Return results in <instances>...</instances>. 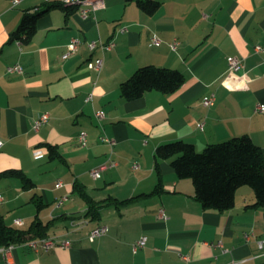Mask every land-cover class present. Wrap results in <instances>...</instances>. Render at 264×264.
<instances>
[{
    "label": "crops",
    "instance_id": "crops-1",
    "mask_svg": "<svg viewBox=\"0 0 264 264\" xmlns=\"http://www.w3.org/2000/svg\"><path fill=\"white\" fill-rule=\"evenodd\" d=\"M156 1L161 7L154 15L126 0H103L87 18L79 8L70 14L54 8L40 17L32 41L22 44L10 42V35L26 12H43L46 2L21 0L14 6L0 0V214L22 229L36 218L57 219L48 238L72 242L48 252L32 246L39 239L15 245L16 264H264L258 246L264 208L253 207L251 187L238 190L231 210H207L195 199L192 180L179 179L165 160L164 192L150 195L159 182L154 155L161 145L183 140L202 151L249 135L264 153V114L257 112L264 105V51H256L264 47V0ZM73 39L81 41L80 48L65 58ZM91 42L115 46L92 52ZM99 57L103 67L97 73L87 64ZM229 57L241 59L244 68L230 73ZM18 64L22 73L8 72ZM144 66L180 70L186 82L174 94L150 91L124 100L120 85ZM211 95L216 101L209 108L203 101ZM99 111L106 114L101 121ZM44 114L49 121L35 130ZM81 132L87 134L86 146L80 144ZM103 135L116 145L102 142ZM45 144L58 146L67 164L50 160ZM37 152L43 156L37 158ZM111 158L117 167L92 178L91 170ZM10 170L23 171L36 187L25 190L20 179L2 176ZM59 182L64 187L58 189ZM76 182L96 202L141 197L120 210L102 208L101 221L94 222L74 193ZM19 219L21 227L15 224ZM101 225L108 233L91 242L90 233ZM246 234L253 235L249 241ZM143 237L144 248L134 253ZM0 264H6L2 253Z\"/></svg>",
    "mask_w": 264,
    "mask_h": 264
},
{
    "label": "trees",
    "instance_id": "trees-1",
    "mask_svg": "<svg viewBox=\"0 0 264 264\" xmlns=\"http://www.w3.org/2000/svg\"><path fill=\"white\" fill-rule=\"evenodd\" d=\"M135 3L148 15H154L161 7L156 0H126ZM43 12H26L16 31L10 35V42L29 44L37 31V23L42 15L54 8H61L70 14L76 8L66 7L59 2L46 3ZM186 82L183 72L176 69L144 66L139 68L128 80L120 85L121 97L126 101L141 99L150 91L170 95L178 92ZM49 151V159L67 164V160L59 151L58 146L44 145ZM155 169L159 182L150 195H160L164 192V182L161 172V162L170 161L179 179H190L195 186V199L204 209L225 212L234 208L236 194L244 186L251 187L256 195L253 207L264 208V153L249 135L232 138L228 141L208 145L198 151L194 144L183 140L161 145L155 155ZM21 180L23 189L31 190L36 184L23 171L10 170L2 174ZM74 193L79 195L87 204L85 216L94 222L101 221V209L116 207L118 210L134 203L141 196L127 200L108 198L96 202L88 193L85 186L76 182ZM38 209L44 207L42 199L35 200ZM58 220L43 223L36 218L28 229L9 225L0 214V249L32 241L47 239L51 229Z\"/></svg>",
    "mask_w": 264,
    "mask_h": 264
},
{
    "label": "built area",
    "instance_id": "built-area-1",
    "mask_svg": "<svg viewBox=\"0 0 264 264\" xmlns=\"http://www.w3.org/2000/svg\"><path fill=\"white\" fill-rule=\"evenodd\" d=\"M14 6H17L21 3V0H11ZM46 3H51V2H59L60 4H62L63 6L66 7H74V8H79L81 9V13L83 15L84 18H87L88 15L90 13H95L97 10L101 9L103 7V0H44ZM153 43L157 46H159L161 44V40L157 37H154L153 39ZM81 45V41L79 39H73L71 44L69 45V50L68 53L66 54V57H69L73 54H75ZM115 46L114 42H108V43H101L99 46L96 42H91L89 43L88 47L90 49V51L94 52L97 49H100L103 53L104 52H109L111 49H113V47ZM171 48L172 50H176L177 49V43L174 42L173 44H171ZM256 51L260 52V51H264V47L263 46H257L256 47ZM88 67L91 70H94L95 72L99 73L102 70L103 67V58L99 57L97 58L95 61L93 62H88ZM228 65H229V72L232 74H235L237 72H239L240 70H242L244 68V63L241 59L237 58V57H229L228 58ZM8 72L9 73H22L23 69L22 67L18 64V65H14L8 68ZM94 95L90 94L87 98V102H91L93 100ZM215 101H216V97L215 95H211L209 97H205L204 98V105L206 107H213L215 105ZM257 112L264 114V105L263 104H259L257 106ZM96 117L99 121L105 119L106 114L104 111H99L96 113ZM49 114H44L35 124L34 129L35 130H39L43 125H45L48 121H49ZM204 124L200 123L199 124V128L203 129ZM102 142L110 145L112 148L116 145V141L109 138L106 135H103L101 137ZM79 141L80 144L82 146H86L87 145V134L85 132H81L80 136H79ZM3 143L0 142V146ZM43 153L41 152H37L36 153V157H42ZM117 162L114 161L112 158L109 159L107 162L101 164L100 166H98L97 168L91 170L90 174L92 176V178L94 179H99L102 177V174L107 171L108 169L111 168H115L117 167ZM134 168H138V166H134ZM64 187V183L63 182H59L57 184V188H62ZM68 197H64V199H62L61 203L62 204L65 200H67ZM1 201V198H0ZM163 217L165 218V214L163 212ZM15 224L17 226H23L24 222L22 220H16ZM109 231V228L107 227L106 229H97V230H93V233H90L89 235V239L91 242H94L97 238H100L104 235H106ZM253 235L252 234H246L245 238L247 241H249L251 239ZM147 242V238L143 237L140 240H138L134 246H133V251L134 253H137L140 249L144 248L145 244ZM72 245L71 240H61L57 243H53V244H40V246L37 248V252H42V251H51L57 248H69ZM217 247H222L221 243H218L216 245ZM258 246L260 251L262 252V256H264V239L262 240H258ZM5 260H6V264H16L14 262V260L12 259V250L10 249L9 253H7L4 256ZM234 264H247V261H242V262H237Z\"/></svg>",
    "mask_w": 264,
    "mask_h": 264
},
{
    "label": "bare ground",
    "instance_id": "bare-ground-1",
    "mask_svg": "<svg viewBox=\"0 0 264 264\" xmlns=\"http://www.w3.org/2000/svg\"><path fill=\"white\" fill-rule=\"evenodd\" d=\"M106 226H98L96 228H94L93 230H97V229H106ZM93 230L91 233H93ZM59 242L56 239H52V238H47V239H39L37 241H33L32 246L35 247V249L37 250V248L40 246V244H53V243H57ZM14 246H10V247H5V248H1L0 249V253H2L4 256L9 253L10 249L13 250Z\"/></svg>",
    "mask_w": 264,
    "mask_h": 264
}]
</instances>
